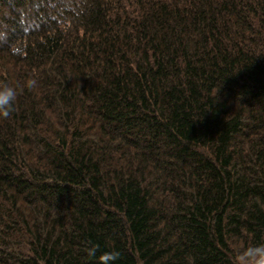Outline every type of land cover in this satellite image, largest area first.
Returning a JSON list of instances; mask_svg holds the SVG:
<instances>
[{
    "label": "trees",
    "instance_id": "1",
    "mask_svg": "<svg viewBox=\"0 0 264 264\" xmlns=\"http://www.w3.org/2000/svg\"><path fill=\"white\" fill-rule=\"evenodd\" d=\"M5 83L0 264L264 244V0H0Z\"/></svg>",
    "mask_w": 264,
    "mask_h": 264
},
{
    "label": "clouds",
    "instance_id": "2",
    "mask_svg": "<svg viewBox=\"0 0 264 264\" xmlns=\"http://www.w3.org/2000/svg\"><path fill=\"white\" fill-rule=\"evenodd\" d=\"M36 83L35 80L29 79L27 86L31 88ZM16 97V90L7 83L0 85V115L8 116L13 107ZM95 247L88 249L89 255H95ZM117 252H105L99 257L100 264H112L117 257ZM237 264H264V244H257L243 249L237 255Z\"/></svg>",
    "mask_w": 264,
    "mask_h": 264
}]
</instances>
